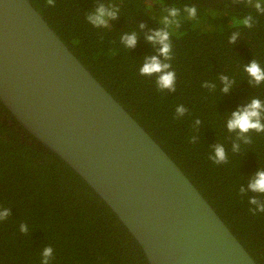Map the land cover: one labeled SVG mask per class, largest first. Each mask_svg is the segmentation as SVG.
<instances>
[{"label":"trees","instance_id":"1","mask_svg":"<svg viewBox=\"0 0 264 264\" xmlns=\"http://www.w3.org/2000/svg\"><path fill=\"white\" fill-rule=\"evenodd\" d=\"M29 1L183 171L253 260L264 264V214H251L248 203V196L257 194H239V188H247L264 167V134L251 133L253 143L246 146L226 127L231 112L254 97L264 100V85L253 87L243 71L253 59L264 67V15L234 0H164L168 7L197 8V19L182 24L186 35L172 36L177 91L164 93L157 90L155 77L139 75L143 57L155 54L146 33L162 27L157 0H113L121 13L109 29H95L85 20L86 12L96 7L95 0H56L55 6L45 0ZM248 13L256 17L255 25L236 27L234 18ZM140 23L148 28L141 31ZM132 31L139 34L138 44L127 50L120 36ZM233 32L240 33L235 45L229 43ZM76 38L78 45L72 43ZM114 49L119 51L110 57ZM222 74L237 82L227 94L219 91ZM204 82L218 87L211 91L202 86ZM179 104L188 112L176 118ZM196 118L202 124L194 132ZM192 135L198 136V144L189 142ZM233 142L241 144L240 154L232 153ZM217 143L224 144L229 163L218 166L207 159ZM0 205L12 210L0 222V264H41L40 253L49 245L54 248L51 264H149L139 243L105 202L20 125L1 101ZM21 222L28 223V235L19 231Z\"/></svg>","mask_w":264,"mask_h":264},{"label":"water","instance_id":"2","mask_svg":"<svg viewBox=\"0 0 264 264\" xmlns=\"http://www.w3.org/2000/svg\"><path fill=\"white\" fill-rule=\"evenodd\" d=\"M0 101L105 202L149 264H257L29 0H0Z\"/></svg>","mask_w":264,"mask_h":264},{"label":"clouds","instance_id":"3","mask_svg":"<svg viewBox=\"0 0 264 264\" xmlns=\"http://www.w3.org/2000/svg\"><path fill=\"white\" fill-rule=\"evenodd\" d=\"M162 6V15L159 17L158 23L162 27L150 29L146 33V40L155 47V54L145 55L141 66L139 67V75L143 77H155L156 88L159 92L175 93L177 91V77L173 68L172 61L174 60L172 36L177 39L186 35L181 31L182 24L185 20L197 19V8L194 5H185L183 9L175 6H164V0H157ZM46 5L55 6L56 0H45ZM234 3H243L247 7L254 8L258 14L264 15V0H234ZM96 7L85 14L86 22L95 29H109L112 22L120 17L121 8L113 2V0H95ZM152 10L151 5L148 8ZM235 26H243L252 28L256 23V17L252 13L244 15L242 19L234 18ZM141 31L148 28L146 23H140ZM239 32H233L229 38V43L235 45L237 43ZM139 34L136 31L125 32L120 36V44L123 48L131 50L136 48L138 44ZM74 45L80 44L78 38L73 39ZM119 49H114L109 52V56H115ZM163 58V59H161ZM243 71L247 74L248 83L253 87L264 85V67L253 59L250 63L244 65ZM219 91L222 94H227L233 89L237 82L229 75L222 74L219 77ZM203 87L211 91L217 89L216 83L204 82ZM188 112L184 104H179L175 108L176 118H181ZM202 120L196 118L194 120L193 131L197 132ZM228 132L236 134V141H242L248 146L253 143V137L250 135L255 132L264 134V100L254 97L246 105L240 106L237 110L231 112L226 120ZM189 142L193 145L198 144V136L192 135ZM232 153L240 154L242 152L241 144L238 142L232 143ZM207 159L215 165H224L229 163V153L226 151L224 144L217 143L213 146L212 152L208 154ZM248 192L256 193L257 195L248 196V203L251 205L249 212L253 215L264 214V167H261L255 175L249 180L247 188L240 187L239 194L241 197L247 195ZM12 215L11 208L0 205V222L6 221ZM19 231L28 235L29 225L26 222H21ZM41 264H51L54 258V248L49 245L40 253Z\"/></svg>","mask_w":264,"mask_h":264}]
</instances>
